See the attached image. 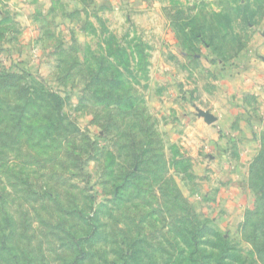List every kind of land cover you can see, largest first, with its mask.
I'll list each match as a JSON object with an SVG mask.
<instances>
[{"label": "rangeland", "instance_id": "obj_1", "mask_svg": "<svg viewBox=\"0 0 264 264\" xmlns=\"http://www.w3.org/2000/svg\"><path fill=\"white\" fill-rule=\"evenodd\" d=\"M241 61L257 139L223 122ZM217 233L264 252V0H0V264H195Z\"/></svg>", "mask_w": 264, "mask_h": 264}, {"label": "crops", "instance_id": "obj_2", "mask_svg": "<svg viewBox=\"0 0 264 264\" xmlns=\"http://www.w3.org/2000/svg\"><path fill=\"white\" fill-rule=\"evenodd\" d=\"M242 61L240 62V64L243 65L242 69L239 67L240 69L238 68L239 69L238 71H236V72L233 71L234 73H231V72L226 73L225 76L223 77V79L225 81V83H224L225 89L223 90V92L225 93V96L230 101L229 102L230 105L223 108L225 113H227L229 115L227 120L224 119L223 122H224V125H226L228 129L236 130L234 132H232V131L229 132V133H231V137L233 139H237L238 140L239 136L240 137L242 136L243 138L247 137L248 139L250 137H253V138L257 139V136L253 135L254 131L253 132L251 131V133H250V131H248L249 128H250L249 127L250 126L249 125L250 122L249 123H246V122L244 123V120H243V121L239 122L238 124H235V123L230 124L229 123L230 121H228V119H232L230 117V115L232 116L233 114H236V116H237L239 111H243V112L245 111L244 113L248 114V115H249V112L252 111L251 110L252 108H250L249 104L252 103L251 100H253V99L249 95H250V93L252 91L251 89H252L254 84H253V81H252V74L250 75V78H247L248 77L246 75L247 67H245V65H244V63ZM254 68L257 69V67H254V66L250 67V71L252 69V73L254 71ZM252 112L253 113H257L259 115V111L255 110V109ZM257 127H258L257 125L253 126V128H257ZM237 135H239V136H237ZM257 142H258V140H257ZM254 144H255V142L252 145H254ZM250 147L251 146H249V148H247V149H250ZM232 161L233 160L231 159L228 162V165H233ZM234 162H235V160H234ZM238 174L239 175H238L237 178L242 179L243 181H244V179L246 177H248V174L246 175V172L242 173V172L238 171ZM224 187H226V189L228 190V187H230V186H227V185L225 186L224 184L223 185L221 184L219 188L224 189ZM228 199H229L228 200L229 203H232V204L234 203V198L233 197H228Z\"/></svg>", "mask_w": 264, "mask_h": 264}, {"label": "trees", "instance_id": "obj_3", "mask_svg": "<svg viewBox=\"0 0 264 264\" xmlns=\"http://www.w3.org/2000/svg\"><path fill=\"white\" fill-rule=\"evenodd\" d=\"M202 231L205 233L204 235H206L212 233L214 230H211V228H209L207 225H204ZM214 240L217 242V244H215L216 246L214 247L210 246L207 241H203V244L199 245L204 248V252H207L208 248L212 247L214 252L218 253L217 258H214L213 256H210L209 258L207 256H202L200 258H197L198 261L194 262L195 264H208L209 260H213L215 264H264L263 251H254L252 253V257L249 258L250 262L248 263L249 260L244 258L243 251L238 247H231L228 240L221 236L219 233L216 234V238ZM204 252L203 255H205Z\"/></svg>", "mask_w": 264, "mask_h": 264}]
</instances>
